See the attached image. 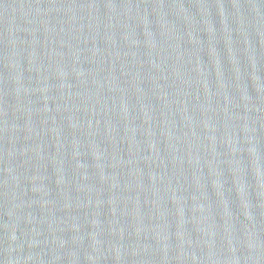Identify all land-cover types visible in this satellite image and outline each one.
I'll return each mask as SVG.
<instances>
[{"label":"water","instance_id":"95a60500","mask_svg":"<svg viewBox=\"0 0 264 264\" xmlns=\"http://www.w3.org/2000/svg\"><path fill=\"white\" fill-rule=\"evenodd\" d=\"M0 264H264V0H0Z\"/></svg>","mask_w":264,"mask_h":264}]
</instances>
